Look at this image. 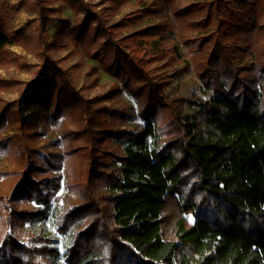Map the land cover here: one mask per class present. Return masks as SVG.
<instances>
[{
	"label": "trees",
	"instance_id": "16d2710c",
	"mask_svg": "<svg viewBox=\"0 0 264 264\" xmlns=\"http://www.w3.org/2000/svg\"><path fill=\"white\" fill-rule=\"evenodd\" d=\"M66 1L84 13L69 31L72 40L123 79L137 107L105 105L119 88L88 99L77 86L85 60L71 70L53 57L55 41L70 35L60 0L31 6L39 12L35 37L7 32L0 19V66L12 63L6 48L16 44L30 51L33 46L40 60L28 68L34 73L29 82L0 78V92L18 94L9 103L0 98V157L14 167L0 177L15 184L11 203L23 199L43 206L20 211L0 205V264H264V93L254 79L229 70L245 58L256 59L245 65L251 73L264 64V47L256 45L264 38V6L261 15L248 17L243 0H200L183 10L176 0H160L173 18L138 31L135 23L152 12L149 0H136L142 4L137 15L120 21L107 20L111 7L98 13L81 0ZM114 1L118 7L131 2H104ZM54 2L60 3L45 5ZM52 13L60 16L54 39L48 29ZM186 21L190 30L212 29L225 65L213 51L202 75L211 94L179 100L181 110L150 84L145 70L165 56L162 43L173 24ZM124 30L127 36H121ZM87 70L84 78L93 79L85 89L98 87V67ZM136 118L140 123L133 127ZM52 132L55 137H47ZM27 136L46 139L29 146ZM63 180L68 193L58 231L71 237L64 255L53 239L32 230L46 218ZM188 211L194 217L189 226ZM7 228L10 233L2 237ZM24 235L26 243L20 241Z\"/></svg>",
	"mask_w": 264,
	"mask_h": 264
},
{
	"label": "rangeland",
	"instance_id": "374dc122",
	"mask_svg": "<svg viewBox=\"0 0 264 264\" xmlns=\"http://www.w3.org/2000/svg\"><path fill=\"white\" fill-rule=\"evenodd\" d=\"M37 0H0V19L3 22V27L6 28L7 32L12 33L14 31L23 30L26 37H35L38 35L37 26L39 12L31 9V6ZM52 1V0H50ZM88 6H95V11L101 13L104 8L111 7L112 16L108 15V21H120L127 15L133 14L137 15L138 8L142 4L136 3V0H131L128 5H119L117 1L114 2H104L105 0H81ZM176 8L183 10L190 5L199 2L200 0H176ZM64 3L63 10L60 11V16L63 19L64 25H68L67 31L69 32L75 25L80 23L84 18V13H77L76 9L71 6V4L66 0H60ZM60 2H54L52 4H45L46 7H57ZM150 10L152 12L150 15L143 16L137 23H135L134 30L141 29H152L159 24L165 22V18L171 19L172 9L171 7H165L163 2L160 0H149ZM120 3V2H119ZM243 4L247 5L246 14L247 16H252V14L261 15L264 6V0H243ZM154 11V12H153ZM107 12V13H109ZM105 13L104 15H107ZM59 13L50 14L51 22L49 23V33L51 38L54 39V34L56 32V23L59 19ZM202 18V14L196 17V21ZM188 21L183 23H175L172 27V35L169 38L165 37V41L162 43V48L165 51V56L161 60L151 61L148 64L146 73L151 76L152 81L150 84L159 85L160 91L167 100L172 101L170 104L177 107V109H184L182 102L179 100H192V99H207L211 94V91L207 89L205 83L206 80L202 76L207 68V64L210 57L213 55V51L218 52V62L223 64L224 58H222V49L220 48V39L216 34H209L211 30L201 31V30H190V26L186 24ZM262 23H264V17L262 18ZM129 31L124 30L121 36H127ZM70 34V32H69ZM72 35L70 34L67 39H58L55 41L54 48L51 51L53 57L58 61L59 65L66 69L73 70V67L85 60V65L80 74L82 78L77 81L78 88L84 89V95L89 99L93 97H99L103 95L110 94L115 88L121 89V93L114 98V100H109L105 102V105L109 106L116 104L115 107H137L136 100L132 97L130 92L123 90V79L115 78L114 75L107 72L102 65L97 64L96 60L92 56H88L84 47L72 40ZM256 45L264 47V38L257 42ZM172 47H176L173 50ZM34 51L28 50L23 44H16L6 48L9 54V59L12 63L8 67L0 66V78L7 81H21L29 82L33 79L34 73L28 68H34V66L40 64L39 58L36 56V51L33 46ZM246 52L249 51V47L244 49ZM226 51V49H225ZM216 52V53H217ZM230 53V52H229ZM235 53V52H233ZM234 56V54L229 55ZM255 56H253V59ZM249 60V61H247ZM256 59L251 60L250 58H245L242 61L234 62V66L229 68V70H240L239 76L242 79H254L256 84V90L259 93H264V64H259V70L257 73L250 69H247L245 65L255 64ZM89 65L98 67V71L101 74V81H99V86L91 89H85L90 86L91 80L93 78L85 79L84 74L88 73L87 67ZM225 65V64H223ZM243 66V67H242ZM22 67V68H21ZM241 67V68H238ZM251 72H249V71ZM247 72L249 74H246ZM139 85L141 82H136ZM212 89V88H211ZM245 89V88H243ZM213 90V89H212ZM0 98L6 102H13L18 99V94L10 90L9 92H0ZM164 110V117L169 119L170 111L168 109ZM67 117L63 120L66 121ZM171 121V120H170ZM140 121L138 118L130 124L135 127L139 125ZM128 123L126 124V126ZM16 131H5L3 135H12ZM47 137H55L54 132L50 133ZM45 138L35 139L31 136L25 138V143L29 146L39 144L42 145L45 142ZM21 150H17V153ZM14 169L13 165L7 160L0 157V172H11ZM61 189L52 201L51 206L46 210V218L41 221L36 222L32 226V230L37 234H44L45 236L53 239L62 253L64 255L67 248L70 246L71 237L69 235H61L58 231V220L60 217V211L64 206V198L68 193V189L65 184V180L61 183ZM14 186L12 179H4L0 177V205H7L9 208L15 206L20 209V211L25 210H43L42 205L36 203L29 204L26 200H16L12 201L11 198L14 193ZM4 209H0V215ZM186 224L189 226L192 224L194 217L191 211L185 214ZM10 233V229H4L2 237H5ZM13 236L17 234L12 233ZM20 241L26 243V237L20 238ZM28 241V240H27ZM2 240L0 239V247L2 245Z\"/></svg>",
	"mask_w": 264,
	"mask_h": 264
}]
</instances>
